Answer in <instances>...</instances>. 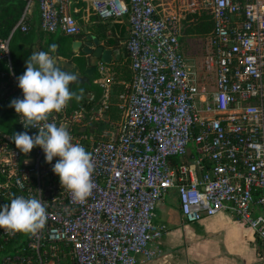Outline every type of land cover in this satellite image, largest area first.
<instances>
[{"label":"built area","instance_id":"obj_1","mask_svg":"<svg viewBox=\"0 0 264 264\" xmlns=\"http://www.w3.org/2000/svg\"><path fill=\"white\" fill-rule=\"evenodd\" d=\"M22 3L0 39V106L22 95L9 43L17 29H28L35 9L46 34L80 32L74 16L80 10L107 28L125 19L131 77L115 95L107 63L98 61V94L89 92L40 122L65 126L72 142L90 153L93 187L83 201L73 200L51 171L56 157L46 163L39 146L28 153L16 148L13 132L36 129H25L11 108L13 123L0 130V204L17 195L40 197L46 220L27 235L32 255L6 254L0 264L151 261V244L165 232L153 223V211L169 190L185 222L226 211L264 242V0ZM203 10L213 25L198 70L186 62L180 31L184 12ZM191 153L185 163L169 161ZM18 233L0 229V241Z\"/></svg>","mask_w":264,"mask_h":264},{"label":"clouds","instance_id":"obj_2","mask_svg":"<svg viewBox=\"0 0 264 264\" xmlns=\"http://www.w3.org/2000/svg\"><path fill=\"white\" fill-rule=\"evenodd\" d=\"M48 47V51L32 52L25 59L24 71L16 76L22 95L9 101V106L23 118L22 126L36 131L31 135L27 131L13 132L10 139L21 153L39 146L46 163L56 157L51 171L59 184L71 192L73 200L83 201L93 187L90 153L81 144L72 142L65 126L54 122L40 124L50 112L61 111L72 98L79 100L83 92V89L70 90L76 74L59 67L54 57L55 46ZM45 220L46 209L40 197L17 195L7 204H0V229L10 233H34Z\"/></svg>","mask_w":264,"mask_h":264},{"label":"crops","instance_id":"obj_3","mask_svg":"<svg viewBox=\"0 0 264 264\" xmlns=\"http://www.w3.org/2000/svg\"><path fill=\"white\" fill-rule=\"evenodd\" d=\"M175 195L169 190L153 211V223L165 229L151 244L155 258L138 264H264V242L251 228L226 211L185 222Z\"/></svg>","mask_w":264,"mask_h":264},{"label":"trees","instance_id":"obj_4","mask_svg":"<svg viewBox=\"0 0 264 264\" xmlns=\"http://www.w3.org/2000/svg\"><path fill=\"white\" fill-rule=\"evenodd\" d=\"M23 0H0V39L7 36L13 25L16 23L23 4ZM36 9L34 10V16H32L31 22L29 23V27L26 31H21L17 29L13 35H11L10 43H9V54H10V65L14 75L18 76L24 71L25 59L35 51H48L49 45H55L57 43L56 40L50 39L46 41H42V34L38 29L37 26V16ZM77 21L82 24L83 22L86 23V27L88 28V22L94 23L96 19L94 16H85V11L80 10L79 12L74 14ZM86 17V18H85ZM95 18V19H93ZM87 20V21H86ZM126 24V20L113 22L112 26L106 27L105 23L98 22V27L100 28L102 34L103 30L107 28V38L105 39L106 46L118 48L120 51L119 54V61L117 64H120L121 60H124L125 63L121 66L115 65L114 67V74L122 81H127L130 78V71L127 68V63L129 64V58L125 51L124 45L121 48L118 44L117 37L119 36L116 34L122 32V27ZM181 23L184 26L183 33L185 36L193 37V38H201L207 36L212 30V18L211 15L207 11H199V12H184L183 17L181 19ZM82 31V29H81ZM181 40V37H180ZM56 55L64 56L63 51H56ZM3 66V65H2ZM129 67V65H128ZM4 68V67H3ZM93 84L89 79V83L86 85L75 84L72 85L71 90L77 91L78 89H95V93L98 94V88H93ZM122 89V84H121ZM120 89V90H121ZM119 90V91H120ZM113 91H114V84H113ZM75 98H72V102H74ZM11 108L9 106V101L3 102L0 106V122L6 123L7 126L13 123V115L11 113ZM192 153L189 154L188 158H170L169 161L173 164L175 163H185L190 160ZM28 233L19 232L15 236L11 237L6 241H0V259L3 255L6 254H16L21 253L23 255H32V250L26 247V239ZM257 243L260 245L261 240L256 235Z\"/></svg>","mask_w":264,"mask_h":264},{"label":"rangeland","instance_id":"obj_5","mask_svg":"<svg viewBox=\"0 0 264 264\" xmlns=\"http://www.w3.org/2000/svg\"><path fill=\"white\" fill-rule=\"evenodd\" d=\"M174 7H175V10L177 12H179L178 11L179 5H175L174 4ZM35 15H37V11H36ZM93 19H95V18H93ZM98 22L99 21L97 19L94 20V23L88 22V29H89V31L95 32V33L98 34V40H99L98 41L99 42L98 45H102L104 48L112 50L113 54H114L115 49H118V48L106 46L105 39L107 38V33H108L107 32V28H105L103 30V34H102L100 28L98 27V25H99ZM183 28H184V26L181 23V31H180L181 32V43H182L183 51H184V53L186 55V59H187L186 62H188L190 65H195L196 69L201 70L202 63L207 58V54H208L207 53V49L205 47V43H204L205 37L193 38V37L185 36L184 33L182 32ZM122 29L123 30H122L121 33L119 32V30L116 33V34L119 35L117 37V39H118V44H119V46L121 48H123L124 41H125V39L127 37V28H126V24L125 23H124ZM56 34H60V33L56 32ZM119 53H120V51H119ZM118 61H119V58L118 59H112V61L110 63L103 64L104 66L108 67L109 73L113 77V80H114V94L115 95L121 89V84L125 83V82H128L130 80V78H129V80H127V81H122L117 76H115L114 70H113L115 65L121 66V65H123L125 63L124 60L120 59L121 63L117 64ZM128 65L129 64L127 63V68L129 69ZM129 71H130V69H129ZM99 77H100V74L98 72H95V74H93L91 77H89V79L91 80V82H92V84L94 86L93 88L97 87L96 81L99 79ZM130 77H131V72H130ZM209 77H211V76L209 75ZM80 85H86V83L80 84ZM94 91H95V89H90V90L83 89V92L81 94V98L82 99L86 98L89 92H94ZM74 100H75L74 103H76L78 101L76 99H74ZM0 130H3V131L7 130V125H6L5 122L4 123L0 122ZM188 157H189V154L186 155L185 157H183V159L184 158H188ZM60 263L61 262H59L58 264H60Z\"/></svg>","mask_w":264,"mask_h":264},{"label":"flooded vegetation","instance_id":"obj_6","mask_svg":"<svg viewBox=\"0 0 264 264\" xmlns=\"http://www.w3.org/2000/svg\"><path fill=\"white\" fill-rule=\"evenodd\" d=\"M42 41H46V40H50V39H54L57 41V43H55V52L54 55H56V51H63L64 56H58L57 57H62L66 60H68L70 63H72V65H76V67L79 68V70L81 72L84 71L85 68H87V66H90V56L91 53H87L83 50L84 47V43L86 42H90L92 43L93 41L97 42L98 40V34L95 32H91V31H87V33H84L83 31H80L76 34L73 35H62V34H46L43 33L42 35ZM79 41L80 45L77 47L76 51H72L71 47H70V43L73 41ZM99 43V42H98ZM96 44H92V49H96V46H98ZM101 46V45H99ZM103 47V46H102ZM104 48V47H103ZM100 61L99 59H95V63H94V73L96 72V64L97 62Z\"/></svg>","mask_w":264,"mask_h":264},{"label":"water","instance_id":"obj_7","mask_svg":"<svg viewBox=\"0 0 264 264\" xmlns=\"http://www.w3.org/2000/svg\"><path fill=\"white\" fill-rule=\"evenodd\" d=\"M81 27H82V31L84 33H87L86 26L81 25ZM97 43H98L97 40L93 41L92 43H90V42L84 43L83 50L87 53H91V56H90V66H87V68H85L83 72H81L79 70V68L76 67V65H74V64L72 65V63H70L68 60H66L62 57H57L56 55H54L55 60L57 61V64L59 67H61L65 71L74 72L77 76L76 81L72 82L69 85L70 90H71L72 85L84 84V83L88 84L89 83V77H91L94 73L95 68L93 66L95 63V59H99L105 63L110 62L111 56H113V59H118L119 54H120L118 49H115L114 54H113L112 50L103 48L102 45L101 46L98 45V46H96V49H92V44L97 45ZM79 45H80L79 41L73 40L70 43L71 50L76 51V49ZM68 103L72 104V100H70V102H68Z\"/></svg>","mask_w":264,"mask_h":264}]
</instances>
